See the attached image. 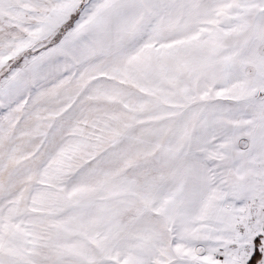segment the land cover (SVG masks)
<instances>
[{"label":"snow or ice","instance_id":"1","mask_svg":"<svg viewBox=\"0 0 264 264\" xmlns=\"http://www.w3.org/2000/svg\"><path fill=\"white\" fill-rule=\"evenodd\" d=\"M0 264H264V0H0Z\"/></svg>","mask_w":264,"mask_h":264}]
</instances>
